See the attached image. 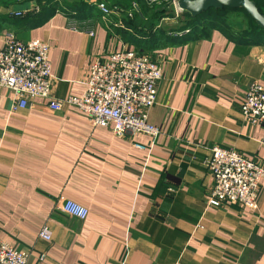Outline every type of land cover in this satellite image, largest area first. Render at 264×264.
<instances>
[{
	"label": "crops",
	"instance_id": "1",
	"mask_svg": "<svg viewBox=\"0 0 264 264\" xmlns=\"http://www.w3.org/2000/svg\"><path fill=\"white\" fill-rule=\"evenodd\" d=\"M74 15L56 12L15 32L22 43L49 46L56 101L83 94L95 58L134 51L115 17ZM159 42L146 51L162 72L148 112L155 138H116L74 108L53 112L42 100L11 112L12 94L0 90V241L26 253L27 264H264V181L255 211L207 208L212 182L201 164L214 147L264 162V126L239 112L249 85L264 87V42L218 29ZM65 201L87 217L65 215ZM42 229L50 242L38 237Z\"/></svg>",
	"mask_w": 264,
	"mask_h": 264
},
{
	"label": "built area",
	"instance_id": "2",
	"mask_svg": "<svg viewBox=\"0 0 264 264\" xmlns=\"http://www.w3.org/2000/svg\"><path fill=\"white\" fill-rule=\"evenodd\" d=\"M176 1L173 0L172 7L177 19L181 12L176 8ZM86 2L95 8L100 21L104 23H109L113 15L121 12L116 7L109 8L103 1ZM35 11L37 6L28 12H15L13 16L20 18ZM2 33L0 90L12 94L11 112L28 108L34 100H42L48 102L47 108L53 112L65 106L74 108L93 127L109 129L119 139L138 135L155 138L158 135V130L148 123V112L156 103L162 72L160 66L147 56L123 50L112 53L105 61L95 58L88 67L83 94L56 101L50 93L49 46L37 40L22 43L10 29ZM88 35L92 36L91 33ZM239 112L244 123L264 126L263 86L256 83L249 85ZM133 147L139 151L146 150L138 144ZM201 164L208 171L212 182L206 200L207 208L237 205L242 209L256 210L259 186L264 181V162H252L232 150L214 147ZM60 209L65 215L80 221L88 215L84 207L71 201H65ZM38 237L50 242L47 229H42ZM27 259L26 253L16 251L0 241V264H27ZM43 259L41 255L38 260Z\"/></svg>",
	"mask_w": 264,
	"mask_h": 264
},
{
	"label": "trees",
	"instance_id": "3",
	"mask_svg": "<svg viewBox=\"0 0 264 264\" xmlns=\"http://www.w3.org/2000/svg\"><path fill=\"white\" fill-rule=\"evenodd\" d=\"M32 1L37 4V11L27 13L20 18H16L13 15L16 11H19L20 8H11L12 11H10V14L8 13L7 15H3V17H1L0 32L4 29H10L15 33L19 28L23 29L34 27L35 25L44 23L48 17L52 16L54 13L66 10H68L71 14L74 13V16L76 17L91 16L94 13L97 18L99 17L95 8L85 0H13L10 2L9 6L11 7L21 2L22 5H26L28 2ZM98 1H103L109 8L116 7L121 12L126 10L128 13L132 14L131 18L124 17L123 25L125 27L123 26V29H118V33L122 36L123 40L127 42V44L134 47V51L137 55H146V51L150 50L153 46L151 43L154 44L157 41L164 43L173 41L176 37H178L175 35L185 30H188V33L181 35L180 37H189L192 35L201 36L202 34H205V32L218 29L232 38L237 36L251 42H264V30L258 28L243 11H230L228 9L220 11L211 9L195 19L190 18L185 13H181L180 16L185 17L184 21L177 28L166 30L159 27L158 21L163 19L164 16L169 13L171 7L169 0H164L166 1V4L164 5L162 4L163 1H154L153 3H149L147 0ZM251 1L255 4L259 14L264 17V0ZM224 13L243 14L248 22H250L251 34H245L246 36L233 34V32H231L229 27L226 25L225 21L218 18V16H221ZM146 43L149 45L146 46Z\"/></svg>",
	"mask_w": 264,
	"mask_h": 264
},
{
	"label": "rangeland",
	"instance_id": "4",
	"mask_svg": "<svg viewBox=\"0 0 264 264\" xmlns=\"http://www.w3.org/2000/svg\"><path fill=\"white\" fill-rule=\"evenodd\" d=\"M11 1H13V0H0V22H1V17H3V15L5 16L8 13L10 14V11H12L11 7L9 6ZM147 1L149 3H153L154 1H160V2L163 1L162 4L163 5L166 4L165 3L166 1H164V0H150V1L147 0ZM32 2L35 3L34 1H32ZM169 2L171 3V5H170L171 7H170V10H169V13L167 15H165L163 19L158 21V25H159V27H161V29H166V30L175 29L185 19V17H182V16H179V18H177V19L174 17V12H173V7H172L173 0H169ZM131 15H132L131 13H128L126 10H123V12H119L118 15L115 14L112 17L116 18V23L117 24H115V25H118V26H120L123 29L124 17L131 18ZM218 18L219 19H223L225 21L226 25L229 27L231 32H233V34L240 35V36H246L247 34L248 35L251 34L250 22H248V20L246 19V17L243 14H239V13H224L223 15L218 16ZM171 24H176L177 26L176 25L173 26ZM226 25H225V27H226ZM186 31H188V30H185V31H183L181 33H178L177 35L178 36L185 35L184 32H186ZM177 35H175V36H177ZM145 56H147V55H145ZM147 57L149 58V56H147ZM149 59L151 60V58H149Z\"/></svg>",
	"mask_w": 264,
	"mask_h": 264
},
{
	"label": "water",
	"instance_id": "5",
	"mask_svg": "<svg viewBox=\"0 0 264 264\" xmlns=\"http://www.w3.org/2000/svg\"><path fill=\"white\" fill-rule=\"evenodd\" d=\"M176 8L192 19L211 9L243 11L258 28L264 30V17L259 14L251 0H177ZM134 9L136 8L134 7Z\"/></svg>",
	"mask_w": 264,
	"mask_h": 264
}]
</instances>
